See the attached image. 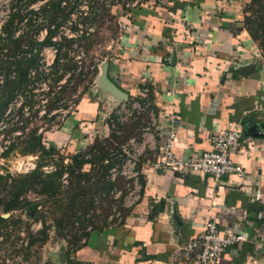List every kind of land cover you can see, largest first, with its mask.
I'll return each instance as SVG.
<instances>
[{
	"label": "crops",
	"instance_id": "obj_1",
	"mask_svg": "<svg viewBox=\"0 0 264 264\" xmlns=\"http://www.w3.org/2000/svg\"><path fill=\"white\" fill-rule=\"evenodd\" d=\"M247 1L142 0L116 16L124 27L107 37L91 82L77 87L82 92L48 141L73 152L107 133L119 105L147 95L154 121L142 137L140 198L121 220L90 231L73 255L80 264H180L172 252L210 219L222 232L245 236L213 264H264V135L232 154L244 177L152 167L171 131L182 157L207 149L218 128L264 133V61L242 27ZM104 72L125 99L101 82Z\"/></svg>",
	"mask_w": 264,
	"mask_h": 264
},
{
	"label": "trees",
	"instance_id": "obj_2",
	"mask_svg": "<svg viewBox=\"0 0 264 264\" xmlns=\"http://www.w3.org/2000/svg\"><path fill=\"white\" fill-rule=\"evenodd\" d=\"M35 1L10 0L9 16L0 25V134L9 141L0 155L6 156L13 150L35 155L34 167L26 172L0 173V233L9 225L24 224L27 241L23 260L12 264H38V253L29 261V251L45 243L48 229L53 226L66 244L65 264H80L71 255L85 245L90 231L101 230L117 221L113 209L118 211L119 220L122 219L126 208L121 205L126 192L125 179L117 175L110 180L108 171L123 162L126 153L121 145L130 137L139 138L141 128L148 120L147 110L134 114L123 123L116 122L115 114L110 113L106 120L107 133L96 132L83 149L66 152L62 150L64 148L44 141L42 132L52 128L55 124L52 119L57 114L48 116L49 112L65 109L68 105L65 98L75 97L71 101L74 102L91 82L101 59L94 51L104 42L99 38L100 29L104 26L112 28L116 15L111 11L114 0H108V4L104 0H87V13L79 15L77 22L93 25L94 30L66 37L59 34V26L69 18L79 0H44L37 9L28 8ZM242 13V27L264 59V0H248L242 7ZM106 22L110 24L105 25ZM74 27L71 26L72 29ZM43 28L46 33L38 40V32ZM55 36L59 39L52 40ZM50 45L56 48L55 56L47 72L42 73L37 69L39 53L42 47ZM79 50L83 56L78 64L74 55ZM32 69L35 74L30 76L28 73ZM41 77L48 79V89L34 92V82ZM62 78L64 81L57 84ZM79 85H82V91L77 93ZM18 92L22 95L21 104L3 116V111ZM147 96L145 99L149 98ZM42 98L45 99L43 104L40 103ZM23 106H27L26 115L22 111ZM41 106L44 112L38 115ZM36 119L47 121L46 126L39 130V124L30 125ZM110 122H113L112 126ZM16 130L19 133L13 134ZM141 159V156L137 159L139 172ZM63 174H66V182L62 181ZM138 181L141 194V173ZM113 187L121 191L117 198L110 193ZM29 194L39 198H29ZM16 211H26L31 220L39 219L41 227L32 232L19 213L14 214ZM2 213L8 215L2 217ZM109 215L111 218L108 219ZM148 216H153L152 210ZM46 217L51 224L46 223Z\"/></svg>",
	"mask_w": 264,
	"mask_h": 264
},
{
	"label": "built area",
	"instance_id": "obj_3",
	"mask_svg": "<svg viewBox=\"0 0 264 264\" xmlns=\"http://www.w3.org/2000/svg\"><path fill=\"white\" fill-rule=\"evenodd\" d=\"M9 1H5V11L0 17V25L8 18L10 7ZM44 0H37L28 5V8L37 9L39 4ZM142 0H114L115 5L119 4L122 9L126 12L131 8L137 7ZM104 3L108 4V0H104ZM88 10L87 0H79L78 4L74 10L69 14V18L64 24L59 26V34L66 37H75L84 31L86 34L91 33L94 30V26L88 23L82 24L77 22L79 15H85ZM119 28H123L124 25L118 21ZM74 25V29L71 26ZM17 33V32H16ZM46 33V29L43 28L38 32L37 39L40 40ZM59 39L58 36L52 38V40ZM49 52V56L46 53ZM56 48L52 45L44 46L40 50V58L38 61L37 69L45 73L47 72L49 65L51 64L55 56ZM83 56L81 50L74 55L77 63H80V58ZM30 76L35 74V71L29 70ZM0 78V82H1ZM64 81L62 78L57 84ZM48 79L39 78L34 82L32 90L34 92L47 90L48 89ZM146 89L143 90L145 92ZM45 99H40V103L43 104ZM22 102V95L18 92L15 93L12 100L8 103L6 109L3 111L2 115L5 116L6 113L12 109L18 107ZM73 103H69L65 109H55L49 112L54 114L60 112L62 115H66L68 110L72 109ZM149 101L143 100L142 102H131L130 105H126L124 102L119 105L115 114V120L118 123H123L127 121L134 114L140 113L147 110L148 120L145 125L141 128L140 135L138 139L130 137L124 144L121 145V149L126 153L123 162L119 166L111 167L108 171V179L113 180L117 175H121L125 179L124 189L125 194L122 196L121 205L123 207L133 206L140 198L141 185L138 181L139 172L137 170V159L142 156L145 141L142 139L143 133L147 132L154 121V114L148 108ZM22 111L24 115L28 113L27 106H23ZM44 112L43 106L40 107L38 113ZM39 114V115H41ZM57 115H55L56 117ZM55 125V126H54ZM59 123L52 125L57 128ZM110 126L113 122H110ZM2 137V136H1ZM250 135L245 134L242 130L231 129V128H218L208 134L206 141L208 144L207 149L203 150L198 154L189 155L186 157L179 156L174 151V132H169L168 137L164 144L159 147L158 154L152 167L155 168H168L172 171L191 173L198 172L206 175H210L213 179H218L223 175L233 174L238 177H244L246 173L240 164H238L233 158L232 154L236 153L239 148H241L250 139ZM2 144L0 146V152L8 144L7 139L1 140ZM86 144H83L80 149H83ZM66 174L62 175V181L66 182L64 177ZM114 198H117L121 191L116 187H113L110 191ZM113 216L119 220L118 211L113 209ZM111 215L108 216V219ZM39 225V223H38ZM245 236L240 233L234 232H222L217 226L213 219L208 220L205 223L203 229H201L193 238L184 241L176 250L172 252L171 259L177 261L180 264H213L220 254L225 250V248L235 242L244 240ZM65 247V246H64ZM65 264V263H64Z\"/></svg>",
	"mask_w": 264,
	"mask_h": 264
},
{
	"label": "rangeland",
	"instance_id": "obj_4",
	"mask_svg": "<svg viewBox=\"0 0 264 264\" xmlns=\"http://www.w3.org/2000/svg\"><path fill=\"white\" fill-rule=\"evenodd\" d=\"M5 1L6 0H0V17L5 11ZM111 11L116 16H118L120 13L123 14L125 12L119 4L115 5L114 7H111ZM106 24H110V23L106 22L105 25ZM111 24H112V28L110 29L105 28V26L100 29L99 38H102V41L104 40V42H101V45L103 47H105L108 43L111 44V40L107 38L108 36H111V35L116 36L119 32L118 19L116 18L115 22L113 19ZM113 31H116V32L113 33ZM108 32L110 33L112 32V34L109 35ZM102 46L96 47L95 49V55L98 59L102 57L100 55H105V53H102L105 51ZM46 55L49 56V52H47ZM74 98L66 97L65 100L66 102H68V104L69 103L71 104V101L72 99L74 100ZM39 114H41V112H39L38 115ZM56 115L57 116L54 117L52 121L55 123H61L65 115L63 116L61 112ZM46 122L47 121L36 119L35 121H33V123H30V125L34 123L39 124L40 125L39 130H40L41 128L46 126L47 124ZM54 126L50 128L49 130L42 132L44 141H48L49 132L50 130L55 129ZM17 133H19L18 130L13 132V134H17ZM1 136L2 134H0V146L2 144L1 140L3 138ZM61 147L65 148V149H62L63 151H66V146L63 145ZM34 162H35V155L21 154L17 150H13L9 152L8 155L6 156L0 155V173L6 172V171L12 174L18 173V172H26L27 170L34 167ZM45 168L48 169L49 167H44V169ZM29 198L33 199V198H39V197H35V195L29 194ZM18 213L22 221H25L28 223V229L31 230L32 232L38 230L41 227V221L39 219L31 220L26 211L14 212V214H18ZM44 213H45V208H44L43 214ZM1 215L2 217H6L8 213H2ZM46 223L51 224L49 217H46ZM26 241H27V236H26V229H25L24 224H19L17 226L9 225L6 229H2L0 233V264H12L15 262H21L23 260V255L25 252L24 247L26 245ZM65 245H66L65 241L59 237L54 227L50 226V228L48 229V239L45 241L44 244L41 245L40 248L36 249L35 247H32L30 249L29 254H28V260L29 261L32 260L33 257L35 256V253H38V255L40 256L38 260V264H60L56 256V251L59 249L60 246H65ZM73 255L74 254H72L71 256L74 257ZM29 261H27V263H29Z\"/></svg>",
	"mask_w": 264,
	"mask_h": 264
},
{
	"label": "water",
	"instance_id": "obj_5",
	"mask_svg": "<svg viewBox=\"0 0 264 264\" xmlns=\"http://www.w3.org/2000/svg\"><path fill=\"white\" fill-rule=\"evenodd\" d=\"M249 71H251V67H249L246 70H243L242 74H246ZM101 82L113 93L117 94L118 96H120L121 98L125 99L126 98V93L123 92L122 90H120L119 88H117L105 75V72L102 74L101 76ZM245 134H248L250 136H258V135H264V133H259L257 130L255 129H247V130H243L242 131ZM56 256L57 259L59 261L60 264H64L66 261V252H65V247L64 246H60L59 249L56 251Z\"/></svg>",
	"mask_w": 264,
	"mask_h": 264
}]
</instances>
